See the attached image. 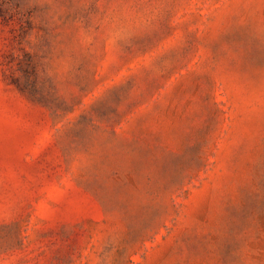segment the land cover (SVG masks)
Instances as JSON below:
<instances>
[{"label": "rangeland", "instance_id": "rangeland-1", "mask_svg": "<svg viewBox=\"0 0 264 264\" xmlns=\"http://www.w3.org/2000/svg\"><path fill=\"white\" fill-rule=\"evenodd\" d=\"M0 264H264V0H0Z\"/></svg>", "mask_w": 264, "mask_h": 264}]
</instances>
